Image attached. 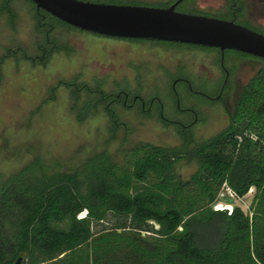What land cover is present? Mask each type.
I'll return each mask as SVG.
<instances>
[{
  "label": "trees",
  "instance_id": "16d2710c",
  "mask_svg": "<svg viewBox=\"0 0 264 264\" xmlns=\"http://www.w3.org/2000/svg\"><path fill=\"white\" fill-rule=\"evenodd\" d=\"M24 1L38 54L22 50V57L43 64L55 51L71 52L59 32L84 30ZM10 3L0 0V15L12 22ZM236 20L264 34L263 26ZM262 61L234 121L189 152L142 143L122 165L99 153L68 171L0 177V264L21 256L23 264H264ZM59 84L70 88L78 119L99 107L115 115L113 93H95L75 80ZM185 155L198 168L183 180L171 168ZM223 186L237 198L255 189L247 212L238 205L213 208ZM109 214L111 226L94 230Z\"/></svg>",
  "mask_w": 264,
  "mask_h": 264
},
{
  "label": "rangeland",
  "instance_id": "374dc122",
  "mask_svg": "<svg viewBox=\"0 0 264 264\" xmlns=\"http://www.w3.org/2000/svg\"><path fill=\"white\" fill-rule=\"evenodd\" d=\"M25 2L11 0L15 14L12 22L0 15V177L23 170L33 176L68 171L99 153H106L111 161L122 165L128 161L130 151L142 143L180 147L189 152L193 144L217 134L226 125L227 109L222 105L193 99L190 102L199 118L188 129L174 126L159 114L137 108L117 107L111 117L99 107L78 119L70 88L59 84L60 81L75 80L93 86L100 80L104 82L103 88L111 89L113 84L124 79L132 82L135 71L139 70L141 83L148 89L154 86V78L158 75L154 63L163 61L174 65L181 59L190 68L195 65L198 69L202 62L212 59V51L176 45L163 47L147 41L63 29L59 33L72 51H55L43 64L33 62L22 57V50L28 57L38 54L31 10ZM251 2H255L251 9L252 20L264 27V0ZM199 5L202 10L215 11L222 0H202ZM247 64L249 67L240 70L242 84L261 63L247 59ZM166 94L160 93L162 97ZM229 103L228 110L232 111V101ZM181 104L186 105L183 101ZM166 106L165 117L168 103ZM170 115V118L184 121L182 116ZM197 168V159L185 155L174 164L171 172L185 180ZM254 192L252 187L243 197L237 198L223 186L213 208L230 205L231 209L232 205H238L247 212ZM113 220L109 214L104 222L94 225V230L110 227Z\"/></svg>",
  "mask_w": 264,
  "mask_h": 264
},
{
  "label": "flooded vegetation",
  "instance_id": "af4514ba",
  "mask_svg": "<svg viewBox=\"0 0 264 264\" xmlns=\"http://www.w3.org/2000/svg\"><path fill=\"white\" fill-rule=\"evenodd\" d=\"M95 2H107L118 4H134L146 5L154 7H169L177 2L174 10L182 13L199 14L209 17H216L226 20H232L238 24L236 15L240 18H245L256 24L253 20L252 8L258 0H222V5L215 11L202 10L199 2L202 0H89ZM141 1V4L135 3ZM151 3V4H149ZM258 25V24H256ZM261 26V25H260ZM97 35V34H96ZM103 36V35H101ZM109 37V36H105ZM115 38V37H112ZM129 41H147L160 45H176L181 47H192L204 49L209 46H202L197 44L189 45V43H180L166 40H153V39H136V38H119ZM212 51V59L208 63L202 62L198 69L190 68L187 62L178 59L172 65L163 61H158L153 64L157 70L158 75L154 78V86L152 88H145L141 83V75L136 70L134 65L135 75L133 81L123 80L120 83L113 84L111 89L103 88L104 82L96 80L93 83L95 93H113V101H116V107L124 108H137L147 113L159 114L164 117L166 121L171 122L174 126L181 129H188L195 124L198 120V111L192 106L190 99L202 102H212L222 105L227 109L225 118L226 126L234 121L236 115V108L241 93L244 92L246 87L250 84L255 73L263 66L262 58L244 53L237 50L224 49L220 50L217 47H210ZM247 59L259 62V66L253 75L243 84L242 73L240 70L243 67H249ZM99 82V83H98ZM160 93H167L162 97ZM229 93H233L231 96ZM167 100V101H166ZM232 101V111L228 110L229 101ZM185 102L186 105L181 103ZM168 110L166 117L164 110ZM229 103V104H228ZM110 104V103H108ZM182 116L184 121L171 116ZM193 117L189 122L186 121Z\"/></svg>",
  "mask_w": 264,
  "mask_h": 264
},
{
  "label": "water",
  "instance_id": "95a60500",
  "mask_svg": "<svg viewBox=\"0 0 264 264\" xmlns=\"http://www.w3.org/2000/svg\"><path fill=\"white\" fill-rule=\"evenodd\" d=\"M84 31L115 38L166 40L231 49L264 59V34L232 20L154 7L89 0H31ZM18 257L13 264H20Z\"/></svg>",
  "mask_w": 264,
  "mask_h": 264
},
{
  "label": "bare ground",
  "instance_id": "6f19581e",
  "mask_svg": "<svg viewBox=\"0 0 264 264\" xmlns=\"http://www.w3.org/2000/svg\"><path fill=\"white\" fill-rule=\"evenodd\" d=\"M230 207H231L230 205H228V206L226 205V206H224L223 208H229V209H230ZM217 208H218V209H219V208L221 209V207H219V206H218Z\"/></svg>",
  "mask_w": 264,
  "mask_h": 264
},
{
  "label": "built area",
  "instance_id": "2783aa9c",
  "mask_svg": "<svg viewBox=\"0 0 264 264\" xmlns=\"http://www.w3.org/2000/svg\"><path fill=\"white\" fill-rule=\"evenodd\" d=\"M231 210V209H230Z\"/></svg>",
  "mask_w": 264,
  "mask_h": 264
}]
</instances>
